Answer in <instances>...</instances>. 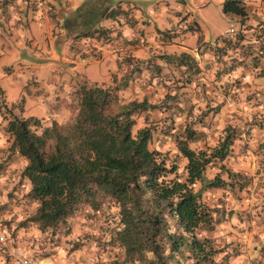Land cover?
<instances>
[{
    "label": "rangeland",
    "instance_id": "rangeland-1",
    "mask_svg": "<svg viewBox=\"0 0 264 264\" xmlns=\"http://www.w3.org/2000/svg\"><path fill=\"white\" fill-rule=\"evenodd\" d=\"M222 1L52 0L51 7H47L45 0H0V141H11L4 125L12 115L33 116L42 125L53 120L58 125L68 124L77 112L82 84H95L109 92L110 102L105 109L109 114L129 101H144L146 108L132 114V133L142 126L150 127L149 147L164 155L167 163L176 162L182 176L185 158L178 153L176 140L184 137L186 128L196 132L195 139L186 140L194 149L216 144L226 130H238L236 152L222 162L221 169L216 160L205 167L204 177L218 173L228 184L199 191L205 203L223 212V219L212 230L201 229L199 234L224 245L222 262L226 264H262L264 130L254 121L264 117V90L251 88L250 84L264 85V80L260 83L264 69L257 66L264 65V56L253 67L246 57L240 71H234V58L226 55L233 45L225 47L223 39L227 38H222L220 32L229 23L237 33L247 25L242 27L240 16L223 13ZM83 2L88 8L96 2L104 10L113 7L119 13L97 19V12L82 11ZM118 5L126 11L118 9ZM84 17L96 19L95 27L109 28L115 36L109 34L106 39L80 34L85 27ZM124 29L138 33L129 40L130 51L123 50L117 40V30ZM76 33L72 50H78V57L69 53V42H73ZM263 34L252 33L260 44L249 53L255 52L258 58V51L264 50ZM235 35L230 37L237 45ZM87 38L90 50L83 47ZM138 49L139 56L129 54ZM182 52L189 57L180 60ZM61 56L69 57L71 65L66 61L61 64L56 58ZM65 66L68 67L64 70ZM87 71L96 77L105 75L100 82L76 85L70 102L57 112V93L60 90L65 96L66 90L60 88L63 82L70 86L82 82ZM243 76L250 80L247 85H243ZM30 128L40 131L34 124ZM6 148H0V168L4 170L8 165ZM13 159L8 170L0 174V225L7 234L6 243H0V264H5L6 251L12 246L59 264H94L100 250L97 243L103 237L102 209L82 204L68 218V232L59 226L52 237L49 231L40 233L28 218L36 202L24 195L26 184L14 187L18 182L15 170L21 162L18 155ZM224 166L236 173L227 176ZM241 183L242 188L238 187ZM193 189L199 190L200 183L195 182ZM6 191L13 192L10 204L5 202Z\"/></svg>",
    "mask_w": 264,
    "mask_h": 264
},
{
    "label": "trees",
    "instance_id": "trees-1",
    "mask_svg": "<svg viewBox=\"0 0 264 264\" xmlns=\"http://www.w3.org/2000/svg\"><path fill=\"white\" fill-rule=\"evenodd\" d=\"M81 8L85 13L97 12V19L119 13L113 7L104 10L96 2L90 8L83 2ZM221 9L240 18L245 15L242 0H223ZM84 19L80 34L108 39L111 29L95 27L96 19ZM243 34L242 29L233 38L240 42ZM223 40L225 47L236 44L231 37ZM258 53L255 64L260 63L264 50ZM183 57L189 55L182 52L179 59ZM109 102L105 88L82 84L77 112L64 126L54 120L42 125L33 116L12 115L6 121L4 128L11 134V141L5 157H20L14 187L24 182V195L36 202L28 217L36 230L49 231L50 237L59 226L68 232V218L80 205L88 204L103 213V237L97 243L100 250L94 264H226L222 262L224 245L199 234L201 229L212 230L223 219V212L205 203L199 191L228 184L218 173L204 177V170L214 160L221 169L236 140H240L238 130H226L216 144L194 149L186 140L195 139L196 132L186 128L184 137L176 140L178 153L185 158L182 176L176 162L167 163L164 155L149 147L150 127L131 131L133 112L146 108V103L129 101L109 114L105 112ZM261 119L254 123L264 130V117ZM32 124L39 126L38 133L30 128ZM224 168L227 176L236 173ZM5 170L0 168V174ZM195 182L200 183L199 190L193 189ZM12 193H4L6 204L12 201Z\"/></svg>",
    "mask_w": 264,
    "mask_h": 264
},
{
    "label": "crops",
    "instance_id": "crops-1",
    "mask_svg": "<svg viewBox=\"0 0 264 264\" xmlns=\"http://www.w3.org/2000/svg\"><path fill=\"white\" fill-rule=\"evenodd\" d=\"M51 1L52 0H45L44 3L47 5V7H51V5H52ZM242 1H243V4H244L245 15L243 17H241V19H240L241 21L240 22H243L242 27L244 25L245 26L247 25L246 28H244V29L242 28L243 32L246 33V36L244 38H241L240 42L237 45H234L233 48L231 50H228L227 53H226V55H229L232 58H234V61H233V64H235L234 65V71H236V72L240 71L239 67H241V65L245 63L244 59L246 57H249V59L252 62V67H253V65L255 63L253 61V59H254V56L256 55V53L255 52L249 53V52L252 51L254 48H258L259 47L258 44L260 43V41L258 40V38H256L257 36H252V33H255V34L256 33L259 34L261 32L264 33L263 32L264 28L262 26V24H263L262 21H264V7H262L264 5V1H262V2H260V1L257 2V1H254V0H242ZM118 8L119 9H123L124 7L118 5ZM124 11H126V10H124ZM48 14H50V12ZM48 14H44L45 18L49 17ZM229 14H230V17L231 16H233V17L235 16L232 13H229ZM128 15L131 16V14H129V13H128ZM132 18L135 20V18L133 16H132ZM256 24H258V25L256 26ZM51 31L52 30L50 29V33H49L50 36L52 34ZM111 31H110V36H115V35H113V33ZM117 32L119 33L118 36H117V40L121 41L122 49L125 50V51H130L129 45H128V43L130 42L129 40H130V38L132 36L136 38V36H138V33H132L131 34L128 31V29H124V30H121V31L117 30ZM262 36H264V34ZM258 37H259V39L261 38V36H258ZM88 40H89V38H87V40L83 41L82 43L85 44V46H83L85 49L90 50L91 47H88L89 45H86V43L89 42ZM94 41L91 44L90 43L89 44L91 46H93ZM156 42H158V41L156 40ZM73 43H74V40H73ZM149 43H153V42L149 41ZM163 43H164V41H163ZM69 44H70V42H69ZM216 45H219V44H216ZM119 48H120V46H119ZM139 49H142V48H139ZM139 49L137 51H134V54H133V52L129 53V54L130 55L139 56ZM74 50H72L70 48V46H69L70 56L78 57V54L80 55V53L78 52L77 49H74ZM76 50H77V56H76ZM183 51H185V50H183ZM56 58L59 59L61 64H62V62H65V61L68 62L69 65H71V63H72L71 60L69 59V57L61 56V57H56ZM68 66H65L64 70ZM252 69H254V68H252ZM232 71H233V68H232ZM238 74H240V73H238ZM104 75L105 74H102V75L96 77L94 74H90V72L87 71V73L86 72L84 73V78L81 80L82 82H76L74 85H71V86L68 83H64L63 82V84L61 85L62 87H60V88L61 89H65L66 91H65V96H62L60 90H59V93H57V96H58L57 101L60 103V106L58 107L57 112L60 110V107L63 104H66V103L70 102L71 95H72L73 90L75 89V87H77L79 84H82V83H85V82L86 83H93V82H96V81L100 82V80L103 79ZM94 77H96V78H94ZM242 79L244 81L243 85H247V82L250 81L247 78V76H243ZM262 80H264V77L261 78V82L260 83L263 82ZM258 82L259 81H256V83H258ZM250 86H251V88H258V90H260V88H262V90H264V85L263 84H262V86H258L256 84L255 85L254 84L253 85L250 84ZM70 110H71V108L69 109V111ZM66 116H68V114ZM53 117H56V116H53ZM3 141H0V148L8 147L9 144H10L9 141L8 142H4V143H3ZM236 142H238V140H236ZM6 151H9V150L7 149ZM235 152H236V150H235V148H233L231 153L234 154ZM13 160L14 159L11 156H10L9 159H7V161L5 163H8V165H7L8 167L11 166V164H13ZM21 160L23 161V159H21Z\"/></svg>",
    "mask_w": 264,
    "mask_h": 264
},
{
    "label": "built area",
    "instance_id": "built-area-1",
    "mask_svg": "<svg viewBox=\"0 0 264 264\" xmlns=\"http://www.w3.org/2000/svg\"><path fill=\"white\" fill-rule=\"evenodd\" d=\"M236 28L232 24L226 25L220 32L222 38H228L236 33ZM7 234L3 226L0 225V243H6ZM6 264H59L53 259H44L37 257L36 255L26 251L20 247H10L6 251ZM246 264H251L246 262ZM264 264V262L262 263Z\"/></svg>",
    "mask_w": 264,
    "mask_h": 264
}]
</instances>
